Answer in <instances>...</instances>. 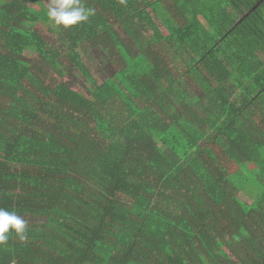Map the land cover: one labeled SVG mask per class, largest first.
<instances>
[{"label": "trees", "instance_id": "1", "mask_svg": "<svg viewBox=\"0 0 264 264\" xmlns=\"http://www.w3.org/2000/svg\"><path fill=\"white\" fill-rule=\"evenodd\" d=\"M82 2L53 42L49 0H0V208L27 222L0 264H264V0Z\"/></svg>", "mask_w": 264, "mask_h": 264}, {"label": "rangeland", "instance_id": "2", "mask_svg": "<svg viewBox=\"0 0 264 264\" xmlns=\"http://www.w3.org/2000/svg\"><path fill=\"white\" fill-rule=\"evenodd\" d=\"M148 11L150 12L151 17L153 18L159 30L162 33L166 34L167 31L165 29V26L163 25L159 17L155 15V13L151 11V9H148ZM48 27L53 31V34L51 32H47ZM48 27L47 25L44 27L37 26V28H40V31L43 35L47 36L51 41L54 42L57 36V26H55L52 22H49ZM116 29L118 31V36L122 40V42L132 47L133 50H136L137 48L134 41H132V39L128 37L126 31L119 26H117ZM139 32L142 34L141 37H143L145 40H150L153 37L152 31L145 25L140 26ZM151 46H154L153 43L151 44ZM76 50L79 54L80 61H82L86 66L89 74L95 80V83L106 80L114 73L115 70L111 62L107 59L106 52L99 46L93 47L89 43H83L82 45L77 47ZM59 61L64 72V75L61 77L63 81L67 82L70 87L76 90H80L84 93H88L89 91H91L94 86L93 83L85 75H83L71 62H69V60H67L65 56L61 57ZM174 73H177V71L174 70ZM178 85L180 86V89L183 88V90L189 96H196L197 88L195 87L193 82L191 83L190 79L189 81L184 79ZM241 197L246 201L249 200L248 196L242 195Z\"/></svg>", "mask_w": 264, "mask_h": 264}, {"label": "clouds", "instance_id": "3", "mask_svg": "<svg viewBox=\"0 0 264 264\" xmlns=\"http://www.w3.org/2000/svg\"><path fill=\"white\" fill-rule=\"evenodd\" d=\"M94 14L95 10L85 7L82 0H49L47 8L49 20L55 26H63L65 29L88 21ZM26 226L27 222L16 212L0 208V244L8 240L10 231L15 232L21 240L25 239Z\"/></svg>", "mask_w": 264, "mask_h": 264}, {"label": "water", "instance_id": "4", "mask_svg": "<svg viewBox=\"0 0 264 264\" xmlns=\"http://www.w3.org/2000/svg\"><path fill=\"white\" fill-rule=\"evenodd\" d=\"M260 1H261V0H259V2H258L255 6H257V5L260 3Z\"/></svg>", "mask_w": 264, "mask_h": 264}]
</instances>
